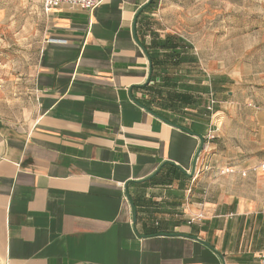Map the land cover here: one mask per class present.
Returning a JSON list of instances; mask_svg holds the SVG:
<instances>
[{
	"label": "crops",
	"instance_id": "0c3cea01",
	"mask_svg": "<svg viewBox=\"0 0 264 264\" xmlns=\"http://www.w3.org/2000/svg\"><path fill=\"white\" fill-rule=\"evenodd\" d=\"M147 1L38 0L34 60H0V264H260L264 144L209 139L214 76L134 32Z\"/></svg>",
	"mask_w": 264,
	"mask_h": 264
},
{
	"label": "rangeland",
	"instance_id": "374dc122",
	"mask_svg": "<svg viewBox=\"0 0 264 264\" xmlns=\"http://www.w3.org/2000/svg\"><path fill=\"white\" fill-rule=\"evenodd\" d=\"M1 1L11 19L18 13L20 28L18 35L1 28L0 60L20 59L28 67L35 57L38 0ZM143 14L152 30H160L158 45L170 36L181 46L179 52L194 54L209 67L220 110L215 120L222 122L213 140L224 128L231 144H264V0H155Z\"/></svg>",
	"mask_w": 264,
	"mask_h": 264
},
{
	"label": "built area",
	"instance_id": "2783aa9c",
	"mask_svg": "<svg viewBox=\"0 0 264 264\" xmlns=\"http://www.w3.org/2000/svg\"><path fill=\"white\" fill-rule=\"evenodd\" d=\"M99 3L100 0H42V5L46 12H49L53 8H57L63 4L78 7L84 10H93ZM216 131H218L217 128L209 135L210 140L215 139ZM259 260L260 264H264V252L259 255Z\"/></svg>",
	"mask_w": 264,
	"mask_h": 264
},
{
	"label": "trees",
	"instance_id": "16d2710c",
	"mask_svg": "<svg viewBox=\"0 0 264 264\" xmlns=\"http://www.w3.org/2000/svg\"><path fill=\"white\" fill-rule=\"evenodd\" d=\"M154 2H155V0H152V2L142 11V12H140L139 13V15H138V17L140 16V15H142L143 14V12L148 8V7H151L153 4H154ZM137 20H138V18H137ZM142 46L146 49V51H147V54L149 55V58H150V61H151V63H152V75H151V80H152V78H153V76H154V66H155V58H153L152 57V55L150 54V52L147 50V47L146 46H144L143 44H142ZM163 46H165V48L167 49V58H172V56H174V55H179L178 54V52H177V49H178V47H179V44H177L175 41H174V39L172 38V37H170V36H168L166 39H165V41H164V43L162 44V47ZM170 56V57H169ZM159 172V171H158Z\"/></svg>",
	"mask_w": 264,
	"mask_h": 264
},
{
	"label": "water",
	"instance_id": "95a60500",
	"mask_svg": "<svg viewBox=\"0 0 264 264\" xmlns=\"http://www.w3.org/2000/svg\"><path fill=\"white\" fill-rule=\"evenodd\" d=\"M152 2V0H148L140 9H139V11H138V13H137V16H135V19H134V24H133V29H134V32H136V23H137V18H138V15H139V13L140 12H142L150 3ZM142 46V45H141ZM142 48L145 50V52L147 53V51H146V49L142 46ZM150 61V60H149ZM150 68H149V76H148V78H147V81H146V84H148L149 82H151V75H152V63H151V61H150ZM204 139L203 138H201V146H200V148H199V150H198V153H197V156H196V159H195V162H194V173H195V170H196V168H197V162H198V158H199V154L201 153V151H202V149H203V146H204ZM158 173V171L157 172H155L154 174H152L148 179H150V178H152V177H154L156 174ZM184 173H187V172H185L184 171ZM134 206V205H133ZM136 215H137V213L136 212H134V222H136Z\"/></svg>",
	"mask_w": 264,
	"mask_h": 264
}]
</instances>
